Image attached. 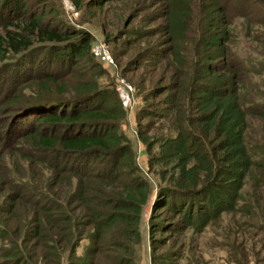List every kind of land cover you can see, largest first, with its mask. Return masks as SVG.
Segmentation results:
<instances>
[{"label": "rangeland", "instance_id": "374dc122", "mask_svg": "<svg viewBox=\"0 0 264 264\" xmlns=\"http://www.w3.org/2000/svg\"><path fill=\"white\" fill-rule=\"evenodd\" d=\"M24 1L30 2L32 9L48 10L44 18L58 26L65 24L87 32L89 38L77 53L75 66L115 92L123 110L117 120L118 130L131 146L137 166L135 174L146 180L150 189L145 203L122 209L133 232L118 253L107 247L102 251L104 258L92 253L95 242L91 226L76 231L79 225H75V239L69 249L61 250L59 264H264V201L259 196L263 188L255 185L243 169L247 160L244 152L250 154L251 142L264 141L263 124L244 117L245 128L239 139L228 118L224 117L219 127L209 119L211 115L200 117V112L211 107L218 110L214 104H219L217 97L210 99L202 89L194 93L196 97L190 100L185 115L175 121L171 118L175 113L171 114L169 105L163 103L169 92L167 87L176 78L174 74H184L187 82L196 75L202 84L216 82L218 74L231 72L229 61L235 55L242 63L243 73L256 80L252 91L264 92V26L253 24L257 16L264 18V8L255 4L248 13L251 27L257 28L254 37L244 34V17H233L234 35L226 41L230 52L220 59V49L214 45L221 26L218 13L193 0H44L39 5L38 0ZM95 1L100 3L95 5ZM203 15L212 17L206 19L212 25L208 32L195 35L200 31L199 25H206ZM4 19L1 14L0 30ZM97 44L105 48V54L96 50ZM206 52L213 54L211 61L217 63L216 68L205 66ZM7 74L8 71L0 72V204L4 203L5 194L11 197L21 192V198L16 199L13 217L0 218V230L3 233L6 229L13 242L0 236V246H17L21 253L15 257L16 264H47L49 256L39 240L24 242V234L19 231V223L27 219L30 222L32 203L40 205L41 192L47 193L48 188L38 161L22 163L15 150L7 148L22 140L10 131L14 110L7 109L1 100L5 92L11 91L9 80H5ZM75 78L69 77L66 85L70 86ZM121 86L127 92L126 99L118 94ZM27 90L26 85L21 87V92ZM224 100L225 97L220 99L222 103ZM175 124L189 129L191 136L177 131ZM226 128L232 129L221 140ZM21 145L25 146V142ZM208 148H214L221 170L211 186L199 193V203L195 198L192 207L186 204L179 213L161 208L153 212L157 186L171 187L169 176L181 168L192 174L202 169L205 161L200 154L210 152ZM256 169L258 177L264 178L261 167ZM16 183L34 186L40 193L16 190Z\"/></svg>", "mask_w": 264, "mask_h": 264}, {"label": "trees", "instance_id": "16d2710c", "mask_svg": "<svg viewBox=\"0 0 264 264\" xmlns=\"http://www.w3.org/2000/svg\"><path fill=\"white\" fill-rule=\"evenodd\" d=\"M43 1L38 0V5ZM100 1L94 4L98 5ZM193 1L205 8L213 7L212 10L218 13L221 26L214 45L220 49V59L230 52L226 41L234 35L233 17H244V34L254 37L257 28L251 27L249 19L252 17L248 13L255 4L264 8V0ZM47 12L42 7L32 9L28 1L0 0V16H5L0 30V72L8 71L5 80H9L11 87L9 92L2 90L4 95L1 100L7 109L14 110L10 131L22 139L7 145V148L15 150L22 163L38 161L48 188L47 193L41 192L40 205L32 203L30 222L27 219L19 223V231L24 234V242L35 238L39 240L44 253L49 256L48 263L59 264L61 250L69 249L75 239L74 226L79 225L76 228L78 231L79 227L90 225L95 242L91 252L104 258V248L118 253L117 250L126 245L125 241L133 232L122 209L145 203L150 189L147 181L135 174L137 166L131 146L118 130L117 120L123 110L115 92L99 85L91 78L92 74L75 66L77 53L89 38L87 32L65 24L58 26L50 18H44ZM206 17L202 16L205 27L199 25L197 30L200 31H196L195 35L209 31L212 23L206 19L212 17ZM253 24L264 26V18L257 16ZM204 43L211 45L209 41ZM212 55L210 52L203 55L207 68H216L217 63L211 61ZM229 66L232 69L229 74H218L216 82L205 84L197 80V75L187 82L184 74H174L176 78L167 87L169 92L163 99V103L172 110L170 113H175L171 116L172 120L185 115L190 100L196 97L194 93L202 89L210 99L217 97L219 104H214L218 110L211 107L206 112H198L200 117L211 115L209 119L216 121L214 125L219 127L221 120L228 118L239 139L241 130L245 128V125L242 126L244 117H252L264 126V92L252 91L256 80L243 73L242 63L236 55L229 61ZM72 75H75V81L67 86L65 82ZM25 85L27 92H21V87ZM174 127L180 133L186 131L184 133L191 136L189 129L180 128V124ZM231 129L226 128L221 140ZM22 142H25L26 148L21 145ZM250 149V154L244 152L247 160L243 162V169L255 185H262L259 196L264 201V178L258 177L255 171L261 167V172H264V141H252ZM208 150L210 152L200 154L205 161L202 169L192 174L181 168L169 176L173 181L171 187L157 186L153 212L161 208L179 213L186 204L192 207L195 198L199 203V193L211 186L221 170L216 163L214 148ZM2 160L3 156H0ZM32 187L20 183L13 185L19 191L40 193ZM20 198L21 192L11 197L5 194L4 203L0 204V218L13 217L15 202ZM57 198L62 201L58 202ZM69 203L74 205L68 206ZM186 214L190 215L189 210ZM5 230L3 233L0 230V236L13 243ZM20 253L17 246L2 244L0 264H16L18 259L15 257Z\"/></svg>", "mask_w": 264, "mask_h": 264}, {"label": "built area", "instance_id": "2783aa9c", "mask_svg": "<svg viewBox=\"0 0 264 264\" xmlns=\"http://www.w3.org/2000/svg\"><path fill=\"white\" fill-rule=\"evenodd\" d=\"M95 48H96V50H98L99 52L105 54V50H104L105 48H104L101 44H97V45H95ZM118 94H119L120 98H122V99H126V98H127V92H125V88H124L123 86H121V87L119 88V92H118Z\"/></svg>", "mask_w": 264, "mask_h": 264}]
</instances>
